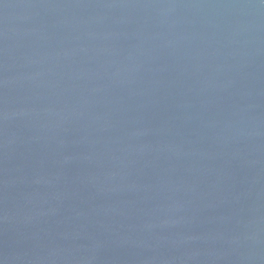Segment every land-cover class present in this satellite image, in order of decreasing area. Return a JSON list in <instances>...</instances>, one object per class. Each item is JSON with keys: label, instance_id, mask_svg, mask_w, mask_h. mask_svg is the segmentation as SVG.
I'll return each instance as SVG.
<instances>
[{"label": "water", "instance_id": "water-1", "mask_svg": "<svg viewBox=\"0 0 264 264\" xmlns=\"http://www.w3.org/2000/svg\"><path fill=\"white\" fill-rule=\"evenodd\" d=\"M0 264H264V0H0Z\"/></svg>", "mask_w": 264, "mask_h": 264}]
</instances>
